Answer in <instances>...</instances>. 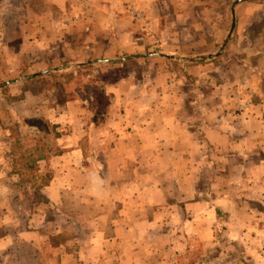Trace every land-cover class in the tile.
I'll return each mask as SVG.
<instances>
[{"label":"crops","instance_id":"1","mask_svg":"<svg viewBox=\"0 0 264 264\" xmlns=\"http://www.w3.org/2000/svg\"><path fill=\"white\" fill-rule=\"evenodd\" d=\"M29 1L24 11L41 14L39 40L24 41L39 48L27 54L33 77L75 82L93 62L136 57L100 62L98 122V96L59 87L16 101L3 94L17 81L0 85V264H264V26L250 32L264 1L234 2L227 43L243 45L242 61L216 75L197 46L225 41L223 20L194 26L192 0L170 5L171 22L162 0ZM57 60L68 67L51 69ZM132 63L144 72H113Z\"/></svg>","mask_w":264,"mask_h":264},{"label":"rangeland","instance_id":"2","mask_svg":"<svg viewBox=\"0 0 264 264\" xmlns=\"http://www.w3.org/2000/svg\"><path fill=\"white\" fill-rule=\"evenodd\" d=\"M7 0H0V42L3 41V45H0V50H2L0 57L3 59V61H0V85L5 82H16V87L12 89H6L4 91L3 97L9 98L12 100L18 101L24 94L25 91H33V92H42L43 90H49L50 93H53L54 96H62V91L59 87L65 91V94H69L72 91L76 93L77 96L84 98L86 101L92 102V98H95V96H98L97 99H101L99 96V92L102 91V87L104 85V75H102L101 70L104 68V64L100 63H94L89 64L85 70H79L76 74V72H73V78L77 77V81H71L72 78L70 74L66 73L64 79L61 78L62 76H58L57 72H48L45 77L39 78V77H33L35 72H28L29 69V61L27 60V54L29 57H34L36 52H38V47L30 46L29 44L26 45L24 43L25 38L28 36L36 37V39L39 40L40 36V30L38 28H34L33 25L36 24L40 20V13H30L24 11V5L28 4L25 2V0H16L15 6H11V12L8 11H2V9L8 8V3H6ZM241 2H247L251 0H239ZM253 1H261V0H253ZM264 1V0H262ZM33 5L34 8H43L41 5L44 2V0H31L29 1ZM194 6L192 9V20L194 23V26L196 22L199 21L200 16L204 17L205 20H207L209 23H214L216 20L222 21L224 25V34L221 38L226 39V37L229 34V31L231 28H233L232 34L229 37L228 41L230 42L232 37H238L237 33L235 32L236 22L238 19H234V15H232V12L234 7L236 6L237 2L236 0H192ZM131 3V1H130ZM161 4H165L166 6V18L165 20L167 22L173 21L174 13L173 9H170L171 6H178L183 5L186 3L185 0H162L160 1ZM46 4V3H45ZM128 4V3H127ZM200 4H207L209 6V10L206 14L201 13L198 10V7ZM131 5H133L131 3ZM29 6V5H28ZM46 6V5H45ZM219 6V8H216ZM170 9V10H169ZM247 9L242 10V14H246ZM218 15V16H217ZM186 16H189L187 13ZM190 17V16H189ZM223 17V19H222ZM258 19V18H256ZM252 25V31L251 37L256 38L258 35L259 27L264 26V19H258V21ZM30 22V23H29ZM28 24V26H27ZM32 24V25H31ZM31 26V27H30ZM193 26V27H194ZM199 28L193 29V36L195 38L196 34L194 32H197ZM197 30V31H196ZM169 33H173L172 31H168ZM204 34H213L211 29H205L203 28V31H201ZM235 33V34H234ZM242 31H239V34L242 35ZM52 36L55 35V31L50 32ZM219 36L220 41L222 40ZM233 38V39H234ZM210 39V38H208ZM213 39V38H212ZM232 39V42L234 43L235 40ZM31 40V39H29ZM224 40L219 45L211 46L210 44L208 46H197L199 48V52L207 53L209 54V73L216 75V72H232V69H234L236 66L240 65V61H242V55L240 54L242 51L240 50L243 45H241L240 49L234 50V48H229L228 43H226L225 47L222 49L220 53L219 50L221 49ZM232 44V43H231ZM239 47V45H237ZM63 46L53 47L54 49H60ZM70 47V46H69ZM65 47V49L69 48ZM10 49L11 53H7L6 51ZM6 50V51H5ZM29 52V53H28ZM128 56H119L116 57L115 60H122L127 58ZM264 57V56H263ZM16 60H13V59ZM126 61H121V63L124 65ZM49 64L51 69L57 68L59 66H66L69 62L68 61H62L57 60L55 62H50ZM115 65H119L120 62H114ZM133 65H130L129 67H118L121 68L119 71H113V72H127V71H134V72H141L143 73L145 69L142 68L141 65L132 63ZM101 65V67H100ZM107 65V64H105ZM112 65V64H110ZM170 63L164 62V66L168 67ZM53 67V68H52ZM68 67V66H66ZM48 68V69H50ZM107 68V67H105ZM141 68V69H140ZM129 69V70H128ZM40 70V69H36ZM51 71V70H50ZM261 76H264V71L261 72ZM24 79V83L22 81ZM71 81V82H70ZM261 87L264 90V80L261 79L260 81ZM60 92V94L58 93ZM1 96V95H0ZM41 128L44 133L46 134H54V129L51 125H45L42 124ZM48 146L51 147V142H46ZM22 147H24V143H22ZM30 161H32L30 158L26 160L20 161L18 164L21 167L27 166ZM46 179H43V183ZM39 197V196H37ZM39 201L40 200L39 198ZM3 233V230L0 229V234ZM48 245H55L57 243H60L62 238L57 237H50L46 238Z\"/></svg>","mask_w":264,"mask_h":264},{"label":"trees","instance_id":"3","mask_svg":"<svg viewBox=\"0 0 264 264\" xmlns=\"http://www.w3.org/2000/svg\"><path fill=\"white\" fill-rule=\"evenodd\" d=\"M90 66V65H89ZM107 102V98L104 97V95L102 96V99H99V105H98V109H97V117H96V121L98 122L99 119L104 115L105 112V103ZM53 129H55L54 126H52ZM58 135V134H56ZM48 177V175H46Z\"/></svg>","mask_w":264,"mask_h":264},{"label":"water","instance_id":"4","mask_svg":"<svg viewBox=\"0 0 264 264\" xmlns=\"http://www.w3.org/2000/svg\"><path fill=\"white\" fill-rule=\"evenodd\" d=\"M232 31H233V28H231V30L229 31V34H228V36L226 37V39H225V41H224V43H223V45H222V47H221V49L219 50V52H218V53H220V52L222 51V49L225 47V45H226V43H227V41H228L229 37H230V36H231V34H232ZM135 57H136V56H131V57H127V58H125V59H122V60H113V61H97V62H93V63H100V62H117V61L121 62V61H126V60H129V59L135 58Z\"/></svg>","mask_w":264,"mask_h":264},{"label":"built area","instance_id":"5","mask_svg":"<svg viewBox=\"0 0 264 264\" xmlns=\"http://www.w3.org/2000/svg\"><path fill=\"white\" fill-rule=\"evenodd\" d=\"M240 101H241V102H246L247 100H245L244 98H242V99L240 98ZM246 104H247V103H246Z\"/></svg>","mask_w":264,"mask_h":264}]
</instances>
